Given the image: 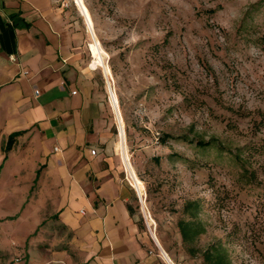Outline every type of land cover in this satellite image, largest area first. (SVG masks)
Segmentation results:
<instances>
[{"label":"rangeland","instance_id":"obj_1","mask_svg":"<svg viewBox=\"0 0 264 264\" xmlns=\"http://www.w3.org/2000/svg\"><path fill=\"white\" fill-rule=\"evenodd\" d=\"M83 2L109 67L142 197L127 179L107 77L92 66L83 18L73 0H55L79 37L86 81L99 94L113 162L132 189L130 206L147 251L164 264L161 250L173 264H201L202 251L219 241L233 264H264V0ZM197 140L215 144L200 148ZM4 160L0 264H86L56 214H31L30 199L22 209L27 185L4 190ZM193 202L205 229L189 245L194 255L178 228Z\"/></svg>","mask_w":264,"mask_h":264},{"label":"crops","instance_id":"obj_2","mask_svg":"<svg viewBox=\"0 0 264 264\" xmlns=\"http://www.w3.org/2000/svg\"><path fill=\"white\" fill-rule=\"evenodd\" d=\"M11 15L23 22L16 26ZM78 42L55 0H0L4 190L27 185L22 209L30 199L31 214H56L86 264H164L147 251L128 212L132 189L113 162L99 94L86 81ZM13 133L20 135L3 154Z\"/></svg>","mask_w":264,"mask_h":264},{"label":"trees","instance_id":"obj_3","mask_svg":"<svg viewBox=\"0 0 264 264\" xmlns=\"http://www.w3.org/2000/svg\"><path fill=\"white\" fill-rule=\"evenodd\" d=\"M11 18L14 21H16V26L19 23L23 22L20 19L17 20L15 15H11ZM23 25L28 26V24L26 23L25 24L23 23ZM18 135H20V133H13L8 137L5 147L2 149L4 153H7L12 149L13 145L15 144L16 137ZM162 142L164 143L165 140H162ZM195 144L197 147L206 148L208 146L215 144V141L210 140L204 142L202 140H197ZM239 163L242 167H244L242 160H240ZM243 171L247 172L245 171V169H243ZM248 177L251 178L250 174ZM127 208L129 214L132 216L133 211L131 206L128 205ZM199 210L200 207L196 202L188 203L184 207V212L186 213L188 218L186 220L183 219L178 222V228L182 242L188 246L189 253L193 255L195 254L196 250L189 245L194 241L195 238H197L200 234L204 233L205 231L202 222L198 220ZM201 256H202L201 264H233L229 252L219 241L208 245L206 249L202 251Z\"/></svg>","mask_w":264,"mask_h":264},{"label":"bare ground","instance_id":"obj_4","mask_svg":"<svg viewBox=\"0 0 264 264\" xmlns=\"http://www.w3.org/2000/svg\"><path fill=\"white\" fill-rule=\"evenodd\" d=\"M74 4L78 8V11L83 18V21L86 25L87 32L91 38V44H89V48L92 54V66H98L101 67L104 71V74L107 77V91L109 93L111 105L113 107V110L116 112L117 122L119 126V138L121 139L119 143V148L121 150L120 155L123 162V166L125 168V171L127 173V179L130 183L131 187L135 189L137 194L142 197L144 186L143 183L138 179L137 175L135 174L134 170L132 169V166L129 162V158L127 153L125 152V146H124V126H123V119L118 111V101L115 92L113 91V88L111 86V83L109 81L108 76L110 75L109 67L105 64L103 55L104 52L100 46L99 41L97 40L94 32V22L91 17V14L89 10L87 9L86 5L84 4L83 0H73ZM161 254L163 256V259L167 264H173L169 257L165 254L164 251L161 250Z\"/></svg>","mask_w":264,"mask_h":264},{"label":"built area","instance_id":"obj_5","mask_svg":"<svg viewBox=\"0 0 264 264\" xmlns=\"http://www.w3.org/2000/svg\"><path fill=\"white\" fill-rule=\"evenodd\" d=\"M90 154H91V155H95V150H91V151H90Z\"/></svg>","mask_w":264,"mask_h":264}]
</instances>
